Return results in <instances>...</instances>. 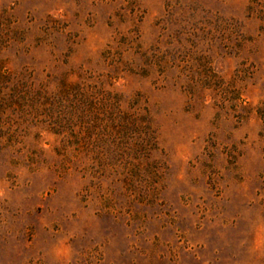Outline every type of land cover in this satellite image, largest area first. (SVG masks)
I'll return each instance as SVG.
<instances>
[{
    "label": "rangeland",
    "instance_id": "obj_1",
    "mask_svg": "<svg viewBox=\"0 0 264 264\" xmlns=\"http://www.w3.org/2000/svg\"><path fill=\"white\" fill-rule=\"evenodd\" d=\"M0 264H264V0H0Z\"/></svg>",
    "mask_w": 264,
    "mask_h": 264
}]
</instances>
